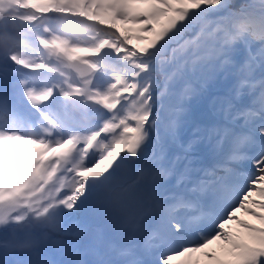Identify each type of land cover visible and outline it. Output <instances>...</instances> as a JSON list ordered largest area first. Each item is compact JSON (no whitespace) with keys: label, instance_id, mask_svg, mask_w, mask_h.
<instances>
[{"label":"snow or ice","instance_id":"obj_1","mask_svg":"<svg viewBox=\"0 0 264 264\" xmlns=\"http://www.w3.org/2000/svg\"><path fill=\"white\" fill-rule=\"evenodd\" d=\"M0 264H264V0H0Z\"/></svg>","mask_w":264,"mask_h":264},{"label":"rangeland","instance_id":"obj_2","mask_svg":"<svg viewBox=\"0 0 264 264\" xmlns=\"http://www.w3.org/2000/svg\"><path fill=\"white\" fill-rule=\"evenodd\" d=\"M33 2L34 3H38V4H42L44 2V0H33ZM124 27L133 28L134 34L137 35V32H135V27L136 26H134V25H126ZM141 36H143V35H141ZM145 36H146L145 40H133V43H136L138 46H142V45L146 44L149 40H151L152 36H151V34H148V35H145ZM36 146L37 145H23V144H19V146L18 145H13V146L11 145L7 149L8 151L6 150V154L5 155L9 154L6 157V160L11 161V160H15V159L26 158L36 148ZM237 215L241 219H249V217L246 216L243 212L237 213ZM231 227L233 229H235L236 226L235 225H231ZM220 249H221L220 242H215L213 245H210L209 248L206 249V251H215L219 255L220 254ZM193 257L194 258H200L202 260L203 259V254L201 256L200 253H195V254H193Z\"/></svg>","mask_w":264,"mask_h":264},{"label":"bare ground","instance_id":"obj_3","mask_svg":"<svg viewBox=\"0 0 264 264\" xmlns=\"http://www.w3.org/2000/svg\"><path fill=\"white\" fill-rule=\"evenodd\" d=\"M12 146H13V145H12ZM18 146H19V145H18ZM15 147H16V146H15ZM8 148H9V147H8ZM8 148H7V149H8ZM7 149H6V150H7ZM7 151H8V150H7ZM13 152H14V151H13ZM21 152H22V151H21ZM5 154H6V151H5ZM8 155H9V154H8ZM8 155H5V158H6ZM200 255L202 256V253H200ZM194 256H195V255H194Z\"/></svg>","mask_w":264,"mask_h":264}]
</instances>
